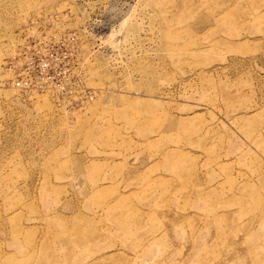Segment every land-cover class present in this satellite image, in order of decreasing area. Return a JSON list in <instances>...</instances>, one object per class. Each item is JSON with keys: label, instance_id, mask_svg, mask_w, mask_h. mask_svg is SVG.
I'll return each mask as SVG.
<instances>
[{"label": "rangeland", "instance_id": "374dc122", "mask_svg": "<svg viewBox=\"0 0 264 264\" xmlns=\"http://www.w3.org/2000/svg\"><path fill=\"white\" fill-rule=\"evenodd\" d=\"M0 264H264V0H0Z\"/></svg>", "mask_w": 264, "mask_h": 264}]
</instances>
